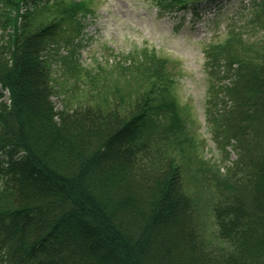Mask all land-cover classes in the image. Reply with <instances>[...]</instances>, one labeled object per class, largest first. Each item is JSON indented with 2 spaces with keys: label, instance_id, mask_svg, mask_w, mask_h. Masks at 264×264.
Here are the masks:
<instances>
[{
  "label": "trees",
  "instance_id": "16d2710c",
  "mask_svg": "<svg viewBox=\"0 0 264 264\" xmlns=\"http://www.w3.org/2000/svg\"><path fill=\"white\" fill-rule=\"evenodd\" d=\"M27 6L24 2L15 19L2 10L5 5L0 13L6 31L0 40V84L8 95L0 108V155L6 156L5 162L0 159V202L8 199L0 205V264H264V238L247 254L237 248L245 231L264 236V189H234L226 182V190L220 187L225 213L219 205L211 207V192L199 210L204 182L189 193L190 183L179 182L182 167L165 176V155L178 146L177 123L171 120L179 115L167 89L154 83L141 100L130 97L131 109L121 92L106 100L96 87L84 86L81 94L74 92L75 102L68 93L62 108L54 109L50 53L62 37L56 25L45 24L46 17ZM259 55L241 59V81L218 118L227 143L245 150L250 164L264 166L259 149L264 73L260 69V76L254 63L264 56ZM139 131L140 148L133 140ZM257 149L261 155L254 162ZM129 163L138 172L144 170L140 163H147L156 185L145 178L130 188L123 174ZM207 208L233 243L228 249L212 247L204 262L192 251L205 248L199 211Z\"/></svg>",
  "mask_w": 264,
  "mask_h": 264
},
{
  "label": "rangeland",
  "instance_id": "374dc122",
  "mask_svg": "<svg viewBox=\"0 0 264 264\" xmlns=\"http://www.w3.org/2000/svg\"><path fill=\"white\" fill-rule=\"evenodd\" d=\"M162 1L171 4L183 0ZM24 2L28 3L27 9L46 17L45 24L56 25L62 37L50 53L54 109L62 108V98L68 97V93L75 102L74 92L81 94L83 86L92 90L96 87L101 95L107 96L106 100L111 96L117 98L121 92L125 106L131 109L130 97L141 100L150 83H154L156 88L167 89L179 115L171 120L177 123L178 146L165 155L162 163L165 176L182 167L185 176L179 182L181 186L190 183L186 188L189 193L194 192V185L200 187L204 182L199 210L203 203L208 205L211 192L214 197L211 207L219 205L225 213L220 199L225 193L220 187L226 186V182L234 185V189L241 185H250L254 192L264 189V166L255 162V157L261 153L264 156V143L259 147L261 153L257 149L251 155L255 164H250L245 150L227 143L218 118L224 113L221 107L232 104L230 90L242 76L241 59L264 54V0H203L202 12L207 18L198 22L192 19V9L176 8L170 13H160L155 0H9L7 3L0 0V13L5 5L2 10L7 9L6 15L11 14L15 19L24 10ZM181 18L182 25L177 23ZM10 26L9 21L5 27L9 30ZM2 28L0 40H5L1 34L6 31ZM261 57L254 62L259 65L256 70L260 76V69L264 73V56ZM0 92L3 93L1 108L8 96L1 84ZM104 131L105 128L101 129L99 135ZM142 133L139 131L133 139L139 148L144 140ZM0 159L5 162L6 156L0 155ZM140 165L144 168L141 172L133 163L123 172L132 189L139 186V180L151 181L147 175L151 167L147 163ZM149 175L154 177V172ZM151 184L156 185L153 181ZM228 192L232 194L233 190ZM7 200L0 205H6ZM199 212L203 224L200 240L205 248L202 252L197 246L190 250L192 255L199 253L204 262H209L211 256L207 253H211L212 247L228 249L233 241L217 226L215 212L210 208ZM228 218L226 215L223 220ZM252 232L245 231L237 244L246 254L259 241L263 243L264 236L256 238Z\"/></svg>",
  "mask_w": 264,
  "mask_h": 264
}]
</instances>
